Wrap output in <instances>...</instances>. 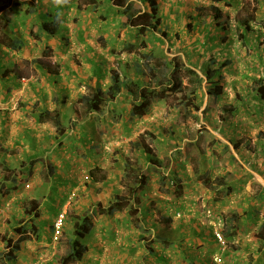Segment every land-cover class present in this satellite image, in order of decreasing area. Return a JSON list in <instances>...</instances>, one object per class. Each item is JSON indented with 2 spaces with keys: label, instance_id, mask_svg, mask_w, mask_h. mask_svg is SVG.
<instances>
[{
  "label": "rangeland",
  "instance_id": "obj_1",
  "mask_svg": "<svg viewBox=\"0 0 264 264\" xmlns=\"http://www.w3.org/2000/svg\"><path fill=\"white\" fill-rule=\"evenodd\" d=\"M157 1L159 14L156 22L159 23L158 29L160 31L156 37L152 38V43L150 42V34L144 38L148 42L146 50L139 47L140 45L136 43V51L134 50L130 54V50L127 49L124 41L129 40L130 43H134V40L128 36V29L121 27L123 19L113 13H108L109 7L107 4L102 5L105 9L101 8L93 13L91 7L82 0L80 2L82 12L78 13V9L75 7L69 9V11H73H70V15L68 13V21H65L67 25L65 24L63 30L67 31L68 29V32L65 40L60 38L62 41L61 45L54 43L52 40L47 41L52 47H47L44 41L38 45L34 43L33 47L36 54L31 53L33 57L42 58L40 60L49 65L50 69H53L52 63L56 62L55 66L57 65L61 67V70L65 71L67 67H75L77 69L80 66L85 70H90L92 63L87 64V61H90V58L93 57L101 60V70H105L107 76H111V78L116 73L121 78H125L128 75L133 76L134 60L139 59L142 64L146 63V59L142 55L147 51H152V57L156 56L153 66L157 63V54H159L160 61L163 58L165 59V57H178L181 58L183 65L191 67L202 77V70L209 65L208 61L212 56L217 58L218 64L216 68L223 66L221 67L223 94L218 100L219 102L217 104L213 103V100L209 102L206 90L203 91V96L199 94L200 102L203 103V107L198 113L200 121L194 119V117L186 118V115L181 112L180 96L174 95L167 100L154 103L151 113L147 117L135 118L136 121H131L133 130L131 133L127 134L124 131L125 136H123L118 127L108 128V131L112 132L108 146L112 142L114 143V147L111 149L108 146L104 147V149L107 148L109 150L107 152L109 163H111L110 158L113 156L119 158L124 152L128 153L129 156L131 154L134 156L136 148L134 144H142L149 149V156L154 155L163 161L164 169L162 172L164 171L165 176L176 172V175L182 179V183L177 185V187H172V195L174 196L162 193L158 174L153 173L152 179L142 193L143 195L140 196L142 202L140 212L145 218L147 217L145 229L148 231L141 229L138 225L137 227L134 226V220L136 221L137 216L134 219L126 217L128 215L127 209L117 213L119 216H125L123 218L125 221L129 219L131 222V226L125 222L119 229L122 232H134L136 236L129 240L132 245H121L124 249L114 245L113 250L101 257L103 260L99 264H115L116 262L117 264L167 263L166 261L161 263L158 260L163 258L160 257L161 255H164L169 260L167 264H258L255 261L263 259L264 255V239L263 237L260 239L257 229L253 227L258 224H253V226L246 225L236 235L226 237L223 223L220 219L222 215L230 213L234 208L242 211L240 205H235L238 200L234 198H244L243 194L251 189L250 184H253V193L256 197L264 194V190H262L260 185L264 184V105H261L255 99L252 91L253 78L260 75L264 76V0H224L218 5L214 0ZM137 5L139 6V3ZM214 7L221 11L222 17L217 21L219 24L213 20ZM140 8H142L141 5ZM9 14L13 17L12 13ZM9 18L12 19L11 17ZM245 21H251V24L249 26L250 30L247 31V36L243 37L245 29L248 28L243 25ZM7 29L9 30V27ZM162 31L167 32L168 39H164ZM57 40L59 42L58 36ZM90 47L95 50L94 53L90 51ZM10 70L18 72L19 75L26 76V78L34 74L32 72L34 69L30 67V61L27 60L20 67L14 65L13 69ZM53 70H57V68ZM215 78L217 79L218 76ZM22 82L26 83L27 80L25 79L24 81L23 79ZM107 82L110 83V80L108 79ZM184 82L186 83L187 80ZM241 99H244V101H241ZM238 100H240L242 105L236 117L230 118L231 128L222 130L221 126L224 123H221V106L238 105ZM120 102L124 103V101ZM12 103L18 107L20 101L18 102L15 99ZM208 105H210L209 112L206 116H203L202 112ZM244 106L246 109H243ZM126 108H128L127 105ZM80 112H82V109ZM84 112L83 109V114ZM110 112L111 110L109 115ZM71 113L73 115V112ZM208 120H212L213 124ZM208 131L209 134H206ZM200 132L205 133L203 135L205 139L202 140ZM211 134L216 136L222 143L231 146L236 161L229 162L227 160L219 168L208 164L207 168L214 170L215 178L225 173H234L237 180H239L237 189L228 197H223L224 201L219 203L213 201L215 195L198 183L194 177V168L195 164L200 161V152L207 151V156L211 158V149L219 148L218 142L214 140ZM152 135L157 136V139H153ZM197 137H199L198 141H196ZM231 138L237 148H239V151L238 149L236 150L235 145L230 144L229 139ZM56 145L58 144L56 143ZM140 152L138 153V157L142 159L140 166L146 168L147 159L142 156L143 152ZM12 157L11 159L6 158V162L20 166L21 162L16 160L14 156ZM112 160L114 161V159ZM136 160L138 159L135 158L130 162L134 166H139V163H135ZM41 161L48 163L46 159ZM43 167V163L35 166L34 173L36 176H41L44 170ZM114 169L115 167L110 166L106 173L107 176H110V171H114ZM88 174H90L89 171L83 174L82 187L85 188V192H90L89 196L94 194L92 195L94 197L89 198L82 194V197L85 198L81 197L77 203L75 202L68 207L64 235L57 247V253L54 257L51 255L45 256L49 261L54 260V264H59L68 251V242L72 236L74 220L81 216L82 213L92 214L93 211L98 213V215L93 217V221L100 214L103 213L102 215H105L103 208L107 206V203L114 200L117 195H125L127 192L126 186L130 183L127 180L125 182L122 180V183L119 178L113 176L112 179L114 181L111 185L102 184L103 182H101V184H96V188H93L94 183L88 184L85 181V177ZM103 175L104 173L98 170L94 178L104 180L105 177ZM151 182L152 185L150 184ZM247 184L249 187L246 190ZM240 188L242 190H239ZM28 192L34 193L33 190ZM45 192V189L39 188L36 191V195L41 198ZM69 192L66 187L63 197L65 195L68 196ZM262 202L260 210L261 213H264V200ZM40 204L44 206V203ZM99 204L101 205L99 206ZM103 204L105 206L102 208ZM167 218H171L172 221L170 223L164 222ZM194 224L197 226L202 224L205 232L212 233L210 238L214 239L215 243L213 245L200 244L197 241L203 238L201 236L203 234L200 233L196 236L197 240L193 241L191 228ZM176 229L186 239L185 249L191 258L189 261L182 255V251L172 248L166 249L154 243L156 234L167 237L170 236L171 231ZM216 232L223 235L227 247L224 253L220 244L214 238ZM49 233L51 234V230ZM7 236L9 235H2L4 238L0 237V242L3 243V247L0 245V250H5L4 240ZM90 238L89 236L86 239L89 240ZM114 238L110 239V241L118 244L116 241L123 239V236L120 234L117 239L114 235ZM16 239L17 237H15ZM32 243H34V239L28 240L22 245H31ZM109 244L105 242L103 246ZM106 249L107 247L103 251H106ZM151 249L156 250L155 254L157 256H152ZM226 252H230V255L238 253L239 256L235 255L233 258L239 257V261L236 263L234 260L231 261L225 255ZM219 257H222L223 263H218L217 259Z\"/></svg>",
  "mask_w": 264,
  "mask_h": 264
},
{
  "label": "crops",
  "instance_id": "obj_2",
  "mask_svg": "<svg viewBox=\"0 0 264 264\" xmlns=\"http://www.w3.org/2000/svg\"><path fill=\"white\" fill-rule=\"evenodd\" d=\"M35 4L39 12L32 15V17L24 15L26 11L25 5H22L16 12H9V10L4 12L7 17L12 18V24L9 27L10 32L19 34L25 42V47L20 52H13L7 48H0V76L4 78V80L0 82V160L6 161V158L11 159L13 158L12 156H14L16 160L21 162L20 166L8 162V164L13 165L20 171V175L17 178L18 189L8 196L3 197L0 195V237L6 234L9 235L7 237L12 236V230L19 226L20 222H22L21 226L25 224L30 226L31 220H34V223L39 229L38 237L32 238V240L34 239V243L31 245H22V252L19 254L16 261L8 264H31L40 256H49L51 252L54 222L62 211V207L70 194L72 192H76L77 194V198L73 204L81 199L82 194L86 195L85 197H94L92 196L94 194L89 196L90 192H85V188L82 187L83 174L86 171L90 172V174H88L90 177L96 175L98 170L104 173V180H100V178L93 180L94 177H91V180L87 182L88 184L94 183L93 188H96V184H101V182H103L102 184L107 183V185H111L114 181L112 179L113 176L119 178L123 183L124 164L126 160L130 159V161H132L135 158L139 161L142 160L138 157L140 151L135 150L134 156H132V154L129 156L128 153L124 152L119 158L114 156L110 158L111 163H109V157L107 156L109 150L107 148L104 149V147L108 146L110 134H112V132L110 133L108 131V128L118 127L123 136H125L124 131L127 134L133 131L131 121L136 120L135 118L133 119L129 113L131 105L130 102L128 103L129 100L124 93L119 95L115 102L108 104V107L104 110L105 112L102 115L98 113H87L84 104L80 103V99L83 96L92 92V87L100 88L105 91L111 86V76H107L106 71L101 70V60L91 57L90 61H87V64L92 63V68L90 67V70H85L80 66L77 69L75 67H67L65 71L61 70V67L55 66L56 62H53L52 68H57V70L52 71L50 68L42 69L39 65L34 63V60H40L42 58L39 59L31 55L32 52L36 54L33 44L35 43L38 45L44 41L47 47H52V45L47 42L52 40L54 43L61 45V39L65 40L68 32L67 28V31L63 30L66 24L65 21H68V17L71 14L70 11H73H69V9L74 7L77 9L76 4L70 6H57L54 0H37ZM91 11L95 13L94 10ZM48 12H51L53 15L62 16L63 24L61 26V32L55 37H45V35H42L41 40L31 37L29 35V30L33 29L37 31V28H31L32 24L39 19L47 20L46 13ZM77 12H82V10H77ZM9 13H12L13 17ZM57 36L59 37V42ZM90 48V51L94 53L95 50L92 47ZM62 58H64V56H62ZM26 60L30 61V67L34 69V71L32 70L34 74L31 75V77L26 78V76L19 75L18 72L10 70L13 69L14 65L20 67ZM23 79H26L27 82H22ZM108 79L110 83L107 82ZM15 99L18 102L20 101L18 107L12 103ZM120 101H124V103ZM126 105L128 108H126ZM81 109L82 112H80ZM83 109L85 111L84 114ZM112 109L119 111V116H116L115 113H110V116L109 111ZM34 111L36 113L40 111L58 112L65 129L62 133L63 135L58 133L51 119H48L44 123L38 122L33 116ZM71 112H73V115ZM108 134L109 136H107ZM56 143L58 145H56ZM113 147L114 143L112 142L108 148L111 149ZM142 154V156H145V159H147V155L145 153ZM45 159L48 163L41 161ZM112 159H114V161ZM39 163H43L44 166V170L40 177L36 176L34 173L37 168H35V166ZM110 166L115 167V169L114 171H110V176H107L106 173ZM49 167L54 168L56 177L51 180V184L48 186V190H46L44 176ZM146 167H148V164ZM1 172L0 170V176L2 175ZM150 184L152 185V182ZM260 185L262 190H264V184ZM27 186L30 187L27 188ZM66 187L70 192L68 196L65 195V197H63V193L65 194L66 192ZM248 187L249 185L245 187L246 190ZM250 187V191L243 194L244 198H234L238 200L235 205H240L242 211L235 210L236 208H234L230 213L239 212L243 215L242 226L239 230H241V228L244 229L246 225L253 226V224H258L253 227L257 229L260 237L259 228L264 222V213H261L260 210L263 199L260 198L262 195H260V197L255 196L253 193V184H250ZM39 188L46 190L41 198L36 195V191H38ZM30 190H33L35 194L32 192L29 193L28 191ZM239 190L242 189L240 188ZM142 195L143 194L140 196ZM34 200L39 203L40 207L38 213H31L30 217L28 216V210L26 208ZM112 201L107 203V206H109ZM40 203H44V206ZM100 205L101 204H99V206ZM104 206L103 204L102 207ZM102 214L93 221L94 229L89 234L91 238L85 240L87 245L86 255L78 264H99L103 260L101 257L110 250H113L114 245L120 248H123L121 245H132L129 240L133 236H136V234L134 232H122L121 229H119L125 222L127 225L131 226L129 219L125 221V219H123L125 216H119L117 213H115L114 216ZM228 214L222 215L220 219L222 223L223 217ZM127 216L128 215H126V217ZM194 225L191 228L193 233H190L193 241L197 240L196 236L200 233L203 234L201 235L203 238L197 240L200 244L207 243L213 245V243H215V240L210 238L212 233L205 232L202 224L198 226L195 225L196 227ZM50 230L51 234L49 233ZM120 234L123 236V239L116 241L118 244L110 241V239H115L114 235L118 239ZM124 235L126 236L124 237ZM261 238L262 237H260V239ZM105 242L110 244L103 246ZM0 245L3 247L2 242H0ZM105 247H107V249L103 251ZM3 250H0V254ZM225 255L227 258L229 257L231 261L234 260L235 263L240 259L239 257L233 258L235 255L239 256L238 253H232L230 255V252H226ZM160 257L163 258H159V261L163 259L167 263L169 262L164 255ZM49 262L50 264H54V260H50ZM49 262L47 264H49ZM255 263L264 264V255L263 259H258ZM115 264H117V262Z\"/></svg>",
  "mask_w": 264,
  "mask_h": 264
},
{
  "label": "trees",
  "instance_id": "obj_3",
  "mask_svg": "<svg viewBox=\"0 0 264 264\" xmlns=\"http://www.w3.org/2000/svg\"><path fill=\"white\" fill-rule=\"evenodd\" d=\"M36 1L37 0H0V48H7L13 52H20L23 50L25 42L19 34L9 32L7 28L10 27L11 19L7 17L4 12L7 10H9V12H16L22 5H25L26 11L24 15L32 16L39 12L35 4ZM81 1L82 0H69V3L64 6L76 4L77 9L81 10ZM222 1L224 0H214L217 5ZM84 2L86 5H89L94 12H97L101 8L105 9L102 5L107 4L109 7L108 13H113L123 19L121 27L128 29V36L132 37L134 40V43H130L129 40L124 41L127 49L130 50V54H132L134 50L136 51V43L140 45L139 47L146 50L148 48V42L144 38L150 34V42L152 43V38L156 37L160 31V29H158L159 23L156 22L159 14V4L157 0H84ZM135 2L137 3L135 4ZM138 3L139 6L137 5ZM140 5L142 8H140ZM213 9V20L217 22L222 17L221 11L215 7ZM46 15L47 20L39 19L32 24L31 28H37V31L30 28L29 35L31 37L41 40L42 35H45V37H55L61 32V26L63 24L62 16L53 15L51 12L46 13ZM243 23L244 27H248L242 35L246 37L248 34L247 31L250 30L249 26L251 21H245ZM217 24L219 23L217 22ZM161 33L165 40L169 38L166 31H162ZM142 57L146 59V63L142 64L139 59H135L133 76L128 75L125 78H121L120 75L116 73L112 76L111 86L107 90L104 91L100 88L92 87V92L80 99V103L84 104L86 107V112L102 115L105 112L104 110L108 107V104L115 102L117 97L124 93L131 104L129 109L131 117L133 119L143 118L151 113L154 103L167 100L170 96L176 95L180 96L181 112L186 115V118L189 119L194 117V119L200 121V115L198 113L202 109L203 103L200 102L201 98L199 94L203 96V91L206 90L209 102L212 100L215 104L219 102L218 100H220L223 94V84L221 83V67L223 66L216 68L218 64L216 57L212 56L208 61L209 65L203 68V77L191 67L183 65L181 58L178 57H165V59L163 58L160 61L159 54H157V63L154 64V66L153 61L156 60V56L152 57V51H147ZM34 63L39 65L42 69L50 68L43 60H34ZM52 71L55 70L52 69ZM216 76H218L217 79L215 78ZM3 80L4 78L0 76V82ZM185 80H187L186 83L184 82ZM252 81L253 95L261 105H264V76H256ZM241 101H244V99H241ZM238 102V105L230 104L221 106V123H224L221 126L222 130L231 128L232 124L229 123L231 121L230 118L236 117L242 105L240 100H238ZM209 106L210 105L203 110V116L208 114ZM243 109H246V107L244 106ZM110 113H115L116 116H119V111L116 109H112ZM33 116L40 123H44L48 119H51L60 134L65 130L58 112L40 111L36 113L34 111ZM208 121L213 124V122H211L212 120ZM199 134L202 140L205 139L203 136L205 135L204 132H200ZM206 134H209V131ZM211 136L218 142L217 145L219 148L211 149V158L207 156V151L200 152V161L195 164L194 177L198 183L209 189L215 195L213 201L219 203L224 201L223 197H228L237 189L239 180H237L234 173H225L215 178L214 170L212 168H207L208 164L212 167L219 168L221 164H225L227 160L229 162L236 161L231 146L222 143L213 134H211ZM152 138L156 140L157 136L152 135ZM198 139L199 137H197L196 141H198ZM229 142L235 145L236 150L238 149L239 151V148H237L232 138L229 139ZM134 146L136 147V151H141L147 155L148 167H141L139 160L135 162L136 164L139 163V166H134V164H131L130 159H127L124 164L123 181L125 182L127 180V182L130 181V183L126 186V194L117 195L109 206L102 208L108 216H114L115 213L127 209L128 217L134 219V217L137 216L136 221L134 220V226L137 227L138 225L141 229L148 231L145 229L147 220L140 212L142 208L140 195L144 192L147 184L151 180V175L153 173L158 174L160 191L168 195L173 194L172 187H177V185L181 184L182 179L176 175V172L165 176L164 171L162 172L164 163L161 159L154 155L149 156V149L142 144H134ZM188 158L192 161L189 156ZM0 170L2 171V175L0 176V195L5 197L18 189L17 178L20 175V171L8 164L5 160H0ZM55 174L54 168L49 167L44 176L46 190H48L51 180L56 177ZM92 177L95 176L93 175ZM95 179L96 178H93V180ZM260 198L264 200V194ZM39 207V203L36 200L32 201L26 208L28 210V216L31 217V213H38ZM97 214L96 212L92 214L84 213L74 220L71 232L72 236L68 242V251L66 255L62 257L59 264H76L83 259L87 252L85 239L94 229L93 217ZM242 218L243 215L239 212H232L223 217L224 235H226V237L237 234V231L242 226ZM171 221V218L164 220V222L167 223ZM38 234L39 229L34 223V220H31L30 226H28V224L21 226L20 224L14 228L13 235L4 240L6 247L0 254L1 264H8L16 261L18 255L22 252V243L38 237ZM259 234L261 235L260 237L264 239V223H262L259 228ZM169 235L170 236L163 237L160 234H156L154 236V243L166 249H178L182 251V255L187 258L188 261L191 260L185 249L186 239L182 237L181 232L176 229L171 231ZM15 237H18L16 241ZM150 251L152 256H157L155 254L156 250L151 249ZM160 262H165V260L160 259Z\"/></svg>",
  "mask_w": 264,
  "mask_h": 264
},
{
  "label": "built area",
  "instance_id": "obj_4",
  "mask_svg": "<svg viewBox=\"0 0 264 264\" xmlns=\"http://www.w3.org/2000/svg\"><path fill=\"white\" fill-rule=\"evenodd\" d=\"M90 180H91V178L89 176L85 177L86 182H88ZM29 187L30 186H27V188H29ZM76 198H77L76 192H72L70 194V196L68 197V199L66 200L64 208L62 209V211L57 216V218L54 222L53 235H52V240H51V252L49 254L52 257H54L56 255L57 247H58L59 243L61 242L63 235H64V227H65V223H66V219H67L68 207L73 204V202L75 201ZM215 238H216L217 242L220 244L221 250L224 253L227 250V247H226V243L224 241L223 235H221V233H219V232H216ZM46 258L47 257H45V256H40V258H37V260L33 261L32 264H47L49 262V260ZM217 261H218V263H223L222 257H219L217 259Z\"/></svg>",
  "mask_w": 264,
  "mask_h": 264
},
{
  "label": "clouds",
  "instance_id": "obj_5",
  "mask_svg": "<svg viewBox=\"0 0 264 264\" xmlns=\"http://www.w3.org/2000/svg\"><path fill=\"white\" fill-rule=\"evenodd\" d=\"M54 3L57 6H64L67 5L69 3V0H54ZM90 177V176H89ZM91 178V177H90Z\"/></svg>",
  "mask_w": 264,
  "mask_h": 264
}]
</instances>
